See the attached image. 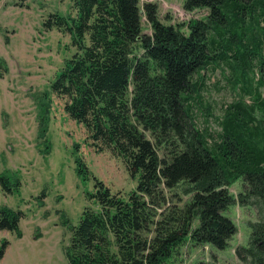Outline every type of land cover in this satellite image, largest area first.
<instances>
[{
	"label": "trees",
	"instance_id": "obj_1",
	"mask_svg": "<svg viewBox=\"0 0 264 264\" xmlns=\"http://www.w3.org/2000/svg\"><path fill=\"white\" fill-rule=\"evenodd\" d=\"M73 8L75 18L53 15L45 24L68 32L76 47L51 94L65 99L64 113L86 129L95 152L123 160L137 186L122 197L92 176L87 198L97 208L86 207L77 226L61 223L71 232L67 264H165L188 242L224 250L237 232L224 215L232 205L255 206L260 215L236 258L264 264V0H185V11L209 13L177 26L163 25L155 4L141 9L138 0H73ZM233 44L231 72L251 100L240 95L216 119L219 131L202 130L193 111L201 104V72L229 63ZM48 100L43 94L39 105L41 137ZM75 164L88 180L82 158ZM239 179L245 190L233 196L229 187ZM0 186L10 195L20 182L0 176ZM22 216L1 208L0 231L20 238ZM7 247L5 240L0 260Z\"/></svg>",
	"mask_w": 264,
	"mask_h": 264
},
{
	"label": "rangeland",
	"instance_id": "obj_2",
	"mask_svg": "<svg viewBox=\"0 0 264 264\" xmlns=\"http://www.w3.org/2000/svg\"><path fill=\"white\" fill-rule=\"evenodd\" d=\"M138 1L141 9L146 3L155 4L163 25L205 20L209 13L205 8L185 11V0ZM53 15L75 18L73 0H0V176L20 182L19 190L10 195L0 186V209L6 207L23 214L20 238L0 231V246L8 242L0 264H67L65 252L71 232L61 223L67 220L69 226H77L86 207L97 208L87 198L94 191L92 176L122 197L137 186V179L129 175L123 160L110 151L95 152L86 129L64 113L65 99L51 94L56 75L76 53L68 32L45 27ZM245 21L247 26L251 24L250 19ZM140 26L144 34H151L144 16ZM252 31L260 32L255 27ZM183 32H187L185 27ZM234 38L235 42L236 34ZM236 46L233 44L229 51V63L220 61L217 67L201 72V104H196L193 111L194 123L202 130L219 131L216 119L240 95L246 102L251 100L242 93V84L231 72ZM261 92L264 96L263 88ZM43 94L50 100V115L41 137L38 116ZM45 144L50 147L47 154ZM77 157L91 173L88 180L76 174ZM244 190L242 179L229 187L233 196ZM187 199L182 196L183 202ZM183 202L177 204L181 206ZM254 207L232 205L224 212L237 229L226 249L188 242L165 264H242L235 250L249 246V224L260 217Z\"/></svg>",
	"mask_w": 264,
	"mask_h": 264
}]
</instances>
